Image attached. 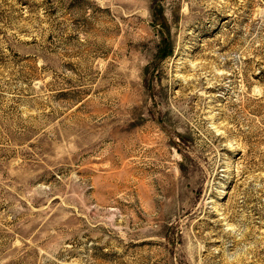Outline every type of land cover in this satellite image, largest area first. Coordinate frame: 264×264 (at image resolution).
I'll list each match as a JSON object with an SVG mask.
<instances>
[{
    "label": "rangeland",
    "instance_id": "obj_1",
    "mask_svg": "<svg viewBox=\"0 0 264 264\" xmlns=\"http://www.w3.org/2000/svg\"><path fill=\"white\" fill-rule=\"evenodd\" d=\"M0 264H264V0H0Z\"/></svg>",
    "mask_w": 264,
    "mask_h": 264
}]
</instances>
